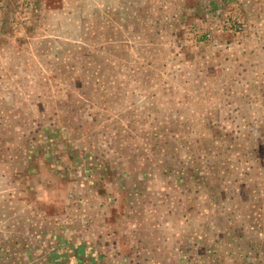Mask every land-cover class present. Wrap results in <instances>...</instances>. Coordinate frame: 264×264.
I'll return each mask as SVG.
<instances>
[{
	"label": "rangeland",
	"instance_id": "1",
	"mask_svg": "<svg viewBox=\"0 0 264 264\" xmlns=\"http://www.w3.org/2000/svg\"><path fill=\"white\" fill-rule=\"evenodd\" d=\"M0 264H264V0H0Z\"/></svg>",
	"mask_w": 264,
	"mask_h": 264
}]
</instances>
